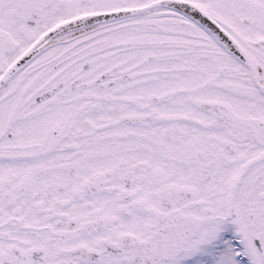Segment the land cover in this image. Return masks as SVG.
Wrapping results in <instances>:
<instances>
[{
	"label": "snow or ice",
	"instance_id": "snow-or-ice-1",
	"mask_svg": "<svg viewBox=\"0 0 264 264\" xmlns=\"http://www.w3.org/2000/svg\"><path fill=\"white\" fill-rule=\"evenodd\" d=\"M0 264H264V0H0Z\"/></svg>",
	"mask_w": 264,
	"mask_h": 264
}]
</instances>
